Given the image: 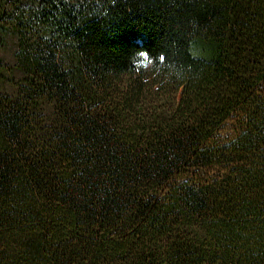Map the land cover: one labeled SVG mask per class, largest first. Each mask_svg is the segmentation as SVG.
Wrapping results in <instances>:
<instances>
[{"label": "trees", "instance_id": "16d2710c", "mask_svg": "<svg viewBox=\"0 0 264 264\" xmlns=\"http://www.w3.org/2000/svg\"><path fill=\"white\" fill-rule=\"evenodd\" d=\"M0 26V264H264V0H0Z\"/></svg>", "mask_w": 264, "mask_h": 264}, {"label": "rangeland", "instance_id": "374dc122", "mask_svg": "<svg viewBox=\"0 0 264 264\" xmlns=\"http://www.w3.org/2000/svg\"><path fill=\"white\" fill-rule=\"evenodd\" d=\"M13 42H12V36L9 32L5 31L0 26V56L7 66V68L13 64L14 58H13ZM12 67L10 68V70ZM14 76L18 74V72L13 69L11 72ZM235 127V122L233 118L226 119L221 125H220V132L221 133H230L233 132V129Z\"/></svg>", "mask_w": 264, "mask_h": 264}, {"label": "clouds", "instance_id": "9594fccd", "mask_svg": "<svg viewBox=\"0 0 264 264\" xmlns=\"http://www.w3.org/2000/svg\"><path fill=\"white\" fill-rule=\"evenodd\" d=\"M132 59H133V63H134V64H135L137 61H139V60H146V61H148V62H149V66H148L147 69H145V71H149V70H151L152 67H153L154 65H156V58L153 57V56H151L146 50H143V49L137 51V52L133 55ZM159 59L164 61L165 58H164L163 56H160Z\"/></svg>", "mask_w": 264, "mask_h": 264}]
</instances>
